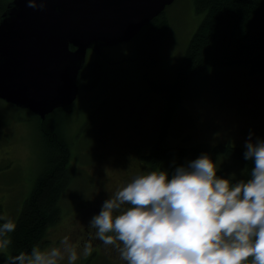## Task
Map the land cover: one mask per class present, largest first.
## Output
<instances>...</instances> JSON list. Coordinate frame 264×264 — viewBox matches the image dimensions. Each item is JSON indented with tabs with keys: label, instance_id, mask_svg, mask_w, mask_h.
<instances>
[{
	"label": "rangeland",
	"instance_id": "374dc122",
	"mask_svg": "<svg viewBox=\"0 0 264 264\" xmlns=\"http://www.w3.org/2000/svg\"><path fill=\"white\" fill-rule=\"evenodd\" d=\"M161 16L168 20L170 30L159 55L139 53L146 27L130 40L88 50L85 63L104 64L102 81L94 90H80L71 116L63 121V131L72 145L75 179L63 198L61 221L50 229V242L41 249L60 246L67 236L82 253L90 241L92 254L81 255L76 264H125L115 248L99 246L95 229L89 227L95 216L93 207L137 175L169 172L172 166L189 163L171 157L151 169L142 157L160 140L168 102L163 87L174 82L205 13L197 12L195 0H175ZM187 92L162 140L163 147L198 146L211 151L219 142L245 148L250 137L253 142L262 140L264 128L250 127L245 143H237L241 138L236 133V139L221 138L214 144L212 140L219 133L213 131L212 123L245 126L263 118L264 73L253 75L248 66L218 68L193 82ZM45 154L38 119L26 107L0 99V215L16 223L43 169ZM218 165L224 170L221 177L233 184L244 179L243 171L230 167L227 159L220 158ZM94 177L105 180L103 199L97 193L92 195L93 182L89 180ZM9 257V247L0 249V264H6ZM60 264H67V260Z\"/></svg>",
	"mask_w": 264,
	"mask_h": 264
},
{
	"label": "clouds",
	"instance_id": "9594fccd",
	"mask_svg": "<svg viewBox=\"0 0 264 264\" xmlns=\"http://www.w3.org/2000/svg\"><path fill=\"white\" fill-rule=\"evenodd\" d=\"M245 149L254 165L247 181L219 177L206 154L171 177L166 170L133 177L91 219L95 238L126 264H264V140L250 137ZM0 221V249H6L16 224L3 215ZM92 252L90 241L81 253L65 236L60 246L35 245L6 264H76Z\"/></svg>",
	"mask_w": 264,
	"mask_h": 264
},
{
	"label": "trees",
	"instance_id": "16d2710c",
	"mask_svg": "<svg viewBox=\"0 0 264 264\" xmlns=\"http://www.w3.org/2000/svg\"><path fill=\"white\" fill-rule=\"evenodd\" d=\"M11 2L0 0V14L12 7ZM195 7L197 12L205 13V17L191 38L174 82L163 87V93L168 96L163 130L160 140L148 147L149 151L142 157L149 162L151 169H157L171 157L190 162L206 154L216 163L219 177L223 170L219 169V160L225 158L230 167H239L243 171V181H247L251 178L253 162L244 158L245 148L231 142H219L211 151L198 146L165 148L162 145L168 127L193 82L214 69L229 66H248L251 74L256 76L264 73V0H195ZM169 30L170 24L165 16L153 19L142 35L139 53L159 55ZM103 65L99 61L88 67L85 65L79 75L82 89L94 90L99 86ZM72 112L71 106H66L57 108L44 121L37 117L46 154L43 169L17 218L16 229L9 234L10 257L30 252L35 245L44 247L50 242V229L61 221L63 198L76 173L72 165V145L63 131V121ZM198 125H195L197 129ZM212 141L214 144L218 142L216 139ZM179 166L181 163L172 166L169 177Z\"/></svg>",
	"mask_w": 264,
	"mask_h": 264
},
{
	"label": "water",
	"instance_id": "95a60500",
	"mask_svg": "<svg viewBox=\"0 0 264 264\" xmlns=\"http://www.w3.org/2000/svg\"><path fill=\"white\" fill-rule=\"evenodd\" d=\"M173 1L13 0L0 21V97L45 119L77 97L89 47L131 39Z\"/></svg>",
	"mask_w": 264,
	"mask_h": 264
},
{
	"label": "flooded vegetation",
	"instance_id": "af4514ba",
	"mask_svg": "<svg viewBox=\"0 0 264 264\" xmlns=\"http://www.w3.org/2000/svg\"><path fill=\"white\" fill-rule=\"evenodd\" d=\"M85 83H87V82L85 81ZM213 127H214V130L217 131L216 134L219 133V135L216 137L217 141H219V139H221L220 138L221 135H227V132L231 133L233 137H234V134L237 133L240 136V138L243 139L252 127H254V128L255 127H262V128H264V117L261 118V119H258L257 122L253 120V121H251L250 124L245 125V126H241V125H238V124L235 125V126H230L229 124L218 125L216 123L215 124L212 123V128ZM260 138L262 140H264V132H263V135ZM91 178H92V174H91ZM91 182H93L92 188H94V192H93L92 195L97 193L100 196L101 199L106 197V189H107L106 187L107 186L105 184V180L101 181L100 177H99V179L94 177V180L93 181L91 180ZM108 184H109V181H108ZM102 205H103V203H101V202H97L96 203L95 208L93 207L94 215L99 214V212L102 210ZM99 243H100L99 246H104L103 243L100 240H99ZM108 248H109V246H108ZM125 264H126V262H125Z\"/></svg>",
	"mask_w": 264,
	"mask_h": 264
}]
</instances>
